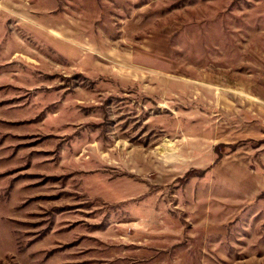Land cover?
Masks as SVG:
<instances>
[{
  "label": "rangeland",
  "instance_id": "rangeland-1",
  "mask_svg": "<svg viewBox=\"0 0 264 264\" xmlns=\"http://www.w3.org/2000/svg\"><path fill=\"white\" fill-rule=\"evenodd\" d=\"M0 264H264V0H0Z\"/></svg>",
  "mask_w": 264,
  "mask_h": 264
},
{
  "label": "trees",
  "instance_id": "trees-1",
  "mask_svg": "<svg viewBox=\"0 0 264 264\" xmlns=\"http://www.w3.org/2000/svg\"><path fill=\"white\" fill-rule=\"evenodd\" d=\"M197 173H199L198 170H194V169H192V170H190V171L186 174V176H187V177H191V176H193V175H195V174H197Z\"/></svg>",
  "mask_w": 264,
  "mask_h": 264
}]
</instances>
